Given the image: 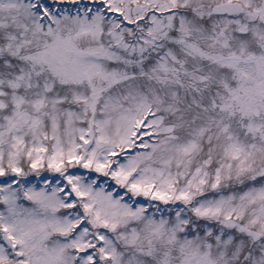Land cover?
<instances>
[{"label":"snow or ice","instance_id":"6c2138e0","mask_svg":"<svg viewBox=\"0 0 264 264\" xmlns=\"http://www.w3.org/2000/svg\"><path fill=\"white\" fill-rule=\"evenodd\" d=\"M0 264H264V0H0Z\"/></svg>","mask_w":264,"mask_h":264}]
</instances>
